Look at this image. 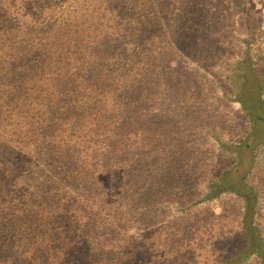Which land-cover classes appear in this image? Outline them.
I'll return each mask as SVG.
<instances>
[{
  "label": "trees",
  "instance_id": "obj_1",
  "mask_svg": "<svg viewBox=\"0 0 264 264\" xmlns=\"http://www.w3.org/2000/svg\"><path fill=\"white\" fill-rule=\"evenodd\" d=\"M248 99L260 0H0V264H264Z\"/></svg>",
  "mask_w": 264,
  "mask_h": 264
},
{
  "label": "rangeland",
  "instance_id": "obj_2",
  "mask_svg": "<svg viewBox=\"0 0 264 264\" xmlns=\"http://www.w3.org/2000/svg\"><path fill=\"white\" fill-rule=\"evenodd\" d=\"M260 2L264 3V0H260ZM246 102L253 113L254 126L245 140L246 143L238 151L240 163L244 170L247 166H250V162L252 164L256 145L264 142V107L254 99L252 101L248 99Z\"/></svg>",
  "mask_w": 264,
  "mask_h": 264
}]
</instances>
